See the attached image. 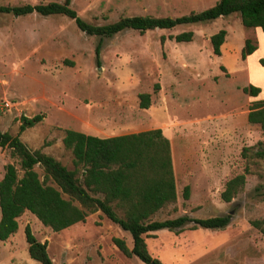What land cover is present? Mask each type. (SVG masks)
<instances>
[{"label": "rangeland", "instance_id": "obj_1", "mask_svg": "<svg viewBox=\"0 0 264 264\" xmlns=\"http://www.w3.org/2000/svg\"><path fill=\"white\" fill-rule=\"evenodd\" d=\"M61 0H0L1 5ZM216 0H71L70 7L91 24L120 16H178L200 11ZM225 30L219 55L208 36ZM192 31L187 42L172 36ZM162 37V41L160 38ZM256 49L239 58L243 40ZM79 30L61 15L0 13V131L18 135L30 149L41 148L67 169L71 154L61 138L65 129L108 137L159 128L169 143L176 198L150 216L153 220L188 215L229 214L221 229H165L144 235L147 251L161 264H264V129L246 120L252 101L264 99V34L244 28L237 13L170 29H126L100 38ZM258 46V47H257ZM157 88L153 91V85ZM259 88L250 96L241 88ZM150 93L147 108L138 94ZM40 115L28 125L26 120ZM24 118V119H23ZM6 163L18 166L0 147V177ZM39 179L41 169L34 166ZM244 172L240 191L219 198L224 182ZM189 186L188 197L181 196ZM250 220H261V228ZM0 241V264H38L26 253L23 227L46 243L52 264H143L126 257L111 238H131L99 212L59 231L42 225L28 211ZM261 229V230H260Z\"/></svg>", "mask_w": 264, "mask_h": 264}, {"label": "trees", "instance_id": "obj_2", "mask_svg": "<svg viewBox=\"0 0 264 264\" xmlns=\"http://www.w3.org/2000/svg\"><path fill=\"white\" fill-rule=\"evenodd\" d=\"M71 0L60 2L1 5L0 13L21 16L37 13L41 16L61 15L87 35L99 38L94 55L99 56L100 38L109 37L126 29L144 32L152 29H170L177 25L210 21L217 17L237 13L244 28H259L264 34V0H216L200 11H190L178 16L130 15L120 16L113 22L91 24L81 19L70 7ZM225 30L218 29L208 36L211 52L219 55ZM192 31H181L172 36L175 42H187ZM162 41V37L160 38ZM249 38L243 40L239 58L243 60L255 50ZM258 63L264 65V58ZM157 84L153 85V91ZM242 92L254 96L259 88L248 84ZM150 93L138 94L139 108H147ZM40 115L26 120L28 125L38 121ZM24 119V118H23ZM246 120L264 129V99L255 100L247 108ZM62 145L72 156V169H67L41 148L30 149L18 137L0 131V147L9 149L18 166L6 163L0 177V241L6 240L17 228L16 218L24 211L31 213L42 225L59 231L83 222L89 213L99 212L120 229L129 233L131 246L122 238L112 237L113 245L124 256L136 257L143 264H161L147 251L144 235L149 231L165 229L178 232L187 228L221 229L229 214L209 217L179 215L162 220L150 216L173 203L176 198L168 140L159 128L108 137L84 134L65 129ZM258 156L263 152H257ZM38 166L42 178L34 170ZM244 172L228 178L219 192V198L228 202L242 188ZM189 186L182 187L181 196L188 197ZM261 228V220H250ZM261 230V229H260ZM28 257L38 264H52L46 252V243L37 240L28 225L23 227Z\"/></svg>", "mask_w": 264, "mask_h": 264}, {"label": "crops", "instance_id": "obj_3", "mask_svg": "<svg viewBox=\"0 0 264 264\" xmlns=\"http://www.w3.org/2000/svg\"><path fill=\"white\" fill-rule=\"evenodd\" d=\"M259 29V28H258ZM258 47V46H257ZM256 49V48H255Z\"/></svg>", "mask_w": 264, "mask_h": 264}]
</instances>
